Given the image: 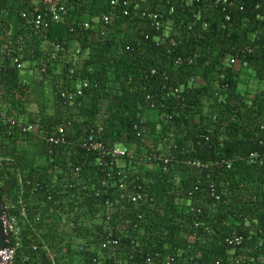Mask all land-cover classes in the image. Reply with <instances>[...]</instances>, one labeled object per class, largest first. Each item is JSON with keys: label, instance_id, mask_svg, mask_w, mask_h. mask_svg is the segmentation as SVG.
<instances>
[{"label": "trees", "instance_id": "1", "mask_svg": "<svg viewBox=\"0 0 264 264\" xmlns=\"http://www.w3.org/2000/svg\"><path fill=\"white\" fill-rule=\"evenodd\" d=\"M35 1L0 0V109L35 125L0 119V216L29 211L14 264H264V90H237L264 82V0H69L41 31ZM89 137L127 153L101 164Z\"/></svg>", "mask_w": 264, "mask_h": 264}, {"label": "built area", "instance_id": "2", "mask_svg": "<svg viewBox=\"0 0 264 264\" xmlns=\"http://www.w3.org/2000/svg\"><path fill=\"white\" fill-rule=\"evenodd\" d=\"M69 0H36L34 5V18L31 21L35 30L41 31L48 29L52 24L61 22L63 20L64 15L67 13V7L66 3ZM130 0H121L122 5L126 6L128 5ZM119 3V0H111V6L114 7ZM128 11H125V14H127ZM24 17H27L26 14H23ZM103 22L105 25H107L110 22L109 16H105L103 18ZM85 28H89L90 24L85 23ZM58 47V46H57ZM15 63H17L18 67H21V64L18 62L17 59L14 60ZM82 91L79 88L77 91H64L62 93V97L65 98L67 101L72 102L74 99L81 95ZM0 119L7 121L11 124H16L19 127L22 128L23 131H32L34 130L35 125H23L19 122H16L13 118L7 116L1 109H0ZM55 133L56 135L47 137V140L49 143L53 145H60L65 142V133H66V127L65 126H58ZM83 147L88 150H99L100 155V163L101 164H107L105 160H103L104 155H111L112 157H121L124 156L127 153V148L125 145L121 142H116L111 148H105L101 143L94 142L92 137H89L88 139H85L83 142ZM191 165L201 167L202 164L198 161L195 162H189ZM111 174L108 173L101 181L102 191L107 193L110 184L113 182L116 185L119 183V188H124V184H120V179L118 183L114 182L113 179L110 178ZM111 179V180H110ZM27 184H31L30 181H28ZM112 185V184H111ZM99 192L97 193V195ZM213 196H215V193H212ZM128 197L134 202H138L142 199V194L140 193H132L128 195ZM218 199L219 197L216 196ZM17 203H5L2 205V208L5 210V215L7 218L4 220V224L6 226V233L10 234L8 239L11 244V248L3 251L1 250L0 254L1 256H4L7 260L4 261V263L0 264H14L15 259L17 256V249L19 247V242L16 241V239L19 237L21 233L22 226L25 225V223L29 222V215H28V209L27 207L20 201ZM18 208V214H13L12 211ZM104 205L109 210L111 209L112 203L109 199L105 200ZM231 243L238 244L240 240L238 238H235L230 241ZM108 245H117L118 240L112 239L107 242ZM157 257H159V254H156Z\"/></svg>", "mask_w": 264, "mask_h": 264}, {"label": "rangeland", "instance_id": "3", "mask_svg": "<svg viewBox=\"0 0 264 264\" xmlns=\"http://www.w3.org/2000/svg\"><path fill=\"white\" fill-rule=\"evenodd\" d=\"M77 53H78V51H77ZM79 61H81V60H79ZM28 66H29V64L25 63V64H23L22 68H25V67H28ZM24 72H25V70L22 71L23 74H24ZM27 73H29L30 76L31 75H33V76L39 75L38 70H37V73L35 72V70L34 71H27ZM240 80H241V82L239 83V86H238L237 90H238V92L240 93L241 96L245 95L244 97H246L248 99L253 94L258 93L261 90H264V82L258 81L256 76L254 75V73L251 72L248 69H244L243 68L241 70ZM194 82L201 83L200 81H194ZM194 82H191L189 85H191ZM215 89H216V87H215ZM74 241L78 242V239H75Z\"/></svg>", "mask_w": 264, "mask_h": 264}, {"label": "water", "instance_id": "4", "mask_svg": "<svg viewBox=\"0 0 264 264\" xmlns=\"http://www.w3.org/2000/svg\"><path fill=\"white\" fill-rule=\"evenodd\" d=\"M6 218L7 216L5 215V210L2 208V214L0 216V221H1V226H2V231H0V252L1 250L5 251L12 247L8 239L10 234L6 233V226L4 224V220ZM5 260L7 259L4 258V256H1L0 254V263H4Z\"/></svg>", "mask_w": 264, "mask_h": 264}]
</instances>
